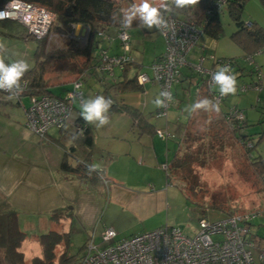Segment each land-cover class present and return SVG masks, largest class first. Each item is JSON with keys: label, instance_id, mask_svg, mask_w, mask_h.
Listing matches in <instances>:
<instances>
[{"label": "crops", "instance_id": "0c3cea01", "mask_svg": "<svg viewBox=\"0 0 264 264\" xmlns=\"http://www.w3.org/2000/svg\"><path fill=\"white\" fill-rule=\"evenodd\" d=\"M253 20L264 27V22H260L258 18ZM134 21L136 24H132L129 29L138 27L139 21ZM4 22L13 23L25 35V28L21 24L10 20L0 21V24ZM81 29H85L84 34L78 33L74 36H77L80 43L82 39L85 43L88 29L83 25ZM129 29L127 30L130 32ZM114 30L115 27H111L107 32L113 34L111 32ZM130 34L132 38V32ZM146 34H142L141 37ZM160 38L157 42L159 37H156L155 43L146 40L144 43L141 40L140 43L137 38L131 39L130 54L135 58V63L129 65L124 71L116 67L113 74H100L95 69L91 73L82 74L81 77L72 73H52L48 74L46 79L54 94L59 96H64L72 87V82L80 79L83 97L95 98L101 93L103 83L136 77L141 72L151 77L150 64L164 51L165 47L161 35ZM110 41L101 42L99 46L105 47L110 54L123 52L120 43L116 40ZM206 45L207 43H203L201 46L206 49ZM7 50L6 63L11 57L10 50ZM204 54L208 53L204 51ZM243 54L242 51L241 56ZM147 55L151 56L149 62L144 60ZM253 62L264 74V50L253 56ZM203 65L211 67L212 61L206 59ZM250 66L252 65H249L248 69L239 63L240 76L238 77H241L237 79L239 84L254 81L255 74L251 72ZM200 78V74L189 66L181 68V76L173 85L178 110L176 111L175 108L171 110L170 107L166 118L155 116L159 107L154 101L158 97L160 99L159 86L156 82L147 81L139 85L140 88L136 90L115 94L116 103L138 109L145 124L152 130L140 131L138 126L134 125L132 117L124 111L108 112L109 122L103 127L90 124L94 130L90 164L103 169L102 173L108 181L107 185L102 184L98 178L91 182H84L78 176L60 169L64 158L71 165L76 162V158L64 148L71 146L73 142L62 135L63 133L72 134L75 131L76 119L81 116L80 100L73 101L71 115L77 111L76 115L73 118L70 117L62 130L51 127L46 137L40 139L25 125L24 108L28 105L27 97L17 98L0 90V201H7L10 208L17 214L20 228L27 234L30 233L33 238H37V235L44 231L55 230V226H59L61 231L70 230L72 226H75L85 231L88 239L93 237L95 242H99V234L104 227L113 228L117 238L150 230L151 226L144 225H149V220L163 211L171 199H175L176 194L169 191L170 183L167 173L172 157L179 148L188 115L199 101L197 82ZM84 85L90 89V92H84ZM155 87L158 88V92L153 95L151 91ZM177 88L187 101V107H181L183 100L178 98ZM241 93L236 106L244 112L243 131L244 134H248L249 124L255 121L250 116V112L258 107L264 108V83L260 90L247 89ZM262 114L264 112H261L257 119ZM156 128L172 131L170 132L172 138L167 140L159 138L154 133ZM58 138L65 142L64 147L58 143ZM164 163L168 166L167 170L161 167ZM56 210L67 214L59 223L49 218L50 214ZM261 210L264 211V203L257 211ZM211 214L214 213L211 212ZM249 229L251 237L254 240H256L255 237L258 239L253 249L254 255L257 256L258 251L264 249V216L251 222ZM259 263L264 264V261Z\"/></svg>", "mask_w": 264, "mask_h": 264}, {"label": "built area", "instance_id": "2783aa9c", "mask_svg": "<svg viewBox=\"0 0 264 264\" xmlns=\"http://www.w3.org/2000/svg\"><path fill=\"white\" fill-rule=\"evenodd\" d=\"M54 18L55 15L51 11L24 0H8L0 8V21H15L24 26L27 35L37 39L48 35ZM165 19L168 21V27L158 30L163 37L165 47L162 54L150 64L152 76L149 77L142 72L136 75L139 85L153 81L158 84L159 93L163 91L170 93L169 96H160L163 105L155 113L156 117L164 118L169 108L177 104L172 87L178 82L184 65L199 74L206 75V84L213 86L212 74L217 68L231 67L234 63L232 59L215 57L212 54L200 55L197 64L188 63L186 55L197 44L201 35L200 28L189 19L172 16ZM97 34L106 41L111 40V36L104 29H100ZM116 36L123 52L109 54L106 49H100L97 70L101 73L111 74L114 68H122L126 63L135 62L130 54L131 37L127 29L117 27ZM201 50L205 51L204 46ZM259 52L261 51H257L256 54ZM206 59L212 61L211 67L203 65ZM245 61L248 65H252L255 79L250 83H242L238 86V91L260 90L264 83V74L250 57H246ZM21 83L24 89L26 81ZM81 87L82 82L77 79L72 82V87L62 98L47 94L30 96L29 103L24 108L26 127L40 139L45 137L51 127L57 129L64 127L69 120L73 101L80 100L79 96L83 95ZM19 93L10 94L18 97ZM222 98L219 91L212 94V100L216 104L221 103ZM226 117L233 119L231 128L244 129L245 115L242 110L230 106ZM154 133L163 140L172 138V134L164 128H156ZM242 143L246 149L251 147L249 141ZM161 167L165 170L168 168L166 163ZM102 171L100 167L97 169L101 180L105 178ZM103 182L105 185L108 183L107 179H103ZM258 215L260 213L257 210L216 219L202 215L198 218V229L192 236L184 234L179 228L164 225L128 237L117 238L113 228L104 227L99 242H95L93 237L87 240L77 264H259V261H264V249H260L257 256L254 255L256 241L251 237L249 229L253 218Z\"/></svg>", "mask_w": 264, "mask_h": 264}, {"label": "rangeland", "instance_id": "374dc122", "mask_svg": "<svg viewBox=\"0 0 264 264\" xmlns=\"http://www.w3.org/2000/svg\"><path fill=\"white\" fill-rule=\"evenodd\" d=\"M115 1L118 2L119 0ZM118 3L121 5L122 10H126L133 3H139V0H128ZM159 3L160 0H154L155 5ZM241 15L245 23L257 18L260 22H264V6L261 5L259 0H247ZM220 21L222 26L221 36L213 39L201 34L197 44L188 51L186 55L187 62L197 64L200 55L204 54V51L201 50V45L207 43L205 52L208 54H212L215 57L223 55L226 58L236 56L239 63L249 69L248 63L241 57L242 48L230 36L236 30V26L226 10L220 13ZM129 30L130 32L127 31L130 37L132 32L130 43L131 39L136 38L139 39L140 43L141 40L142 43L145 40L155 43L156 37H159L157 42L161 39V34L155 27L151 30L140 27ZM111 33L113 34H108L107 32L111 36L110 42L116 40L117 43H120L116 36V29ZM142 34H146L148 37L146 35L141 37ZM48 37H50L49 48H55L63 43V40L58 36H54L53 32ZM101 40L102 43L106 41L104 38ZM83 41L82 39L81 43H79L83 45ZM0 43L11 52L9 62L22 58L29 63L30 67L33 65L36 41L24 38L22 30L15 27L13 23L4 22L0 24ZM150 59L151 56L147 55L144 60L149 62ZM144 64L147 65L146 63ZM237 79H241V77H237ZM241 84L237 82L235 95L229 94L225 96L219 105L220 110L223 111L227 107L238 104V100L242 95L238 91V86ZM157 89L156 87L153 88L151 93L155 95L158 92ZM172 89L175 90V86ZM83 90L84 92H90L86 85L83 86ZM177 92L178 98L180 97L183 100L181 107H187V101L183 98L178 88ZM26 100L28 104L29 98L27 97ZM174 108L176 111L178 110L177 104L171 106L170 109ZM76 112L74 111L72 115L70 114L69 120L70 117L73 118L76 115ZM261 112H264V108L258 107L250 112V116L255 121L249 124L250 131L247 134L253 144L250 154L255 157V160L264 158V114L257 119ZM219 114L220 111H205L204 109L192 111L188 123L181 134L176 157L169 167L170 184L168 187H170L169 191L171 193L176 194L175 199H171L169 205L163 211L157 213L153 219L149 220V225H144L151 226L149 227L150 230L160 225H168L179 228L184 234L192 236L198 229V218L202 215L207 216L209 219H216L217 216L224 217L227 214H242L258 210L264 203V178L252 167L250 157H248L246 152L247 149L243 147L239 140L228 129L217 128L218 123L216 120ZM168 132L172 131L168 130ZM260 164H264V159H262ZM103 179L105 178H102V184H104ZM211 212L214 214H211ZM259 213L260 215L255 216L252 222L257 221L260 216H264V211L261 210ZM21 216L24 217V215ZM55 228L60 230L59 226H55ZM70 230V240L67 248V256L69 258L65 264H77L83 254L88 237L85 231L79 230L75 226H72ZM27 235L28 237L21 244V250L24 253L25 261L29 262L31 257L41 255L42 251L38 239L31 237L30 233ZM255 239L257 243L258 239L256 237ZM62 249L63 247H60L56 250L54 264H58L57 257ZM0 264H3L1 251Z\"/></svg>", "mask_w": 264, "mask_h": 264}, {"label": "trees", "instance_id": "16d2710c", "mask_svg": "<svg viewBox=\"0 0 264 264\" xmlns=\"http://www.w3.org/2000/svg\"><path fill=\"white\" fill-rule=\"evenodd\" d=\"M7 1L8 0H0V8ZM24 1L39 5L51 11L54 13L55 18L51 25L52 28L50 27L49 33L45 38L37 39L33 36L26 35V33L24 35L26 39L35 40L36 46L33 53L34 64L22 78V81H26V86L23 91L19 93L17 98L21 96L29 98L30 96H40L44 94L62 98L63 96L54 94L51 86L48 84L46 76L52 73H72L81 77L82 74L91 73L95 69L97 70L99 51L102 48L106 49L105 47L99 46L102 37H100L97 32L100 29L107 31L108 28L115 27L116 29L121 26L119 20L122 19V9L118 2L128 0H119L118 2L114 0ZM246 1L247 0H224L221 2V0H199L196 4L189 5L183 9H174V11L165 13L164 15L165 18L172 16L189 19L200 28L201 34L216 39L219 38L222 33L220 13L226 10L236 26V30L230 36L242 48L244 53L241 56L242 59L245 61L246 57H250L253 60V56L257 51L264 50V27L254 20L245 23L242 19L241 13ZM259 1L261 5L264 6V0ZM68 7L70 15L65 14ZM77 24H81L88 29L83 45L79 43L80 41L77 36H74L75 25ZM133 24H136L135 21H133ZM52 32L54 36H58L63 40V43L55 48H49L50 37L48 36ZM160 55L156 56L154 60ZM229 59L234 61L230 67V74L236 75V77L240 76L238 74L239 61L237 57H230ZM134 63L135 62L126 63L120 69L124 71L129 65ZM250 70L251 72L253 71L252 66ZM100 74L102 73L100 72ZM111 74H113V72ZM200 76L201 78L197 82L198 100L207 98L213 101L212 94L219 91L218 88H216L215 85L208 86L206 84V75L200 74ZM250 82L251 81H246L244 83ZM138 88H140V86L137 83L136 77L132 76L129 78H122L117 82L103 83L102 91L98 96L102 95L113 101L108 112L124 111L132 117L134 125L138 126L140 131H150L152 129L145 124L144 118L138 109H134L123 103L118 104L114 99L117 92L136 90ZM224 98L225 96L222 98L221 102ZM220 104L221 103H218V105ZM233 106L237 107L236 105ZM228 108L229 107L223 111L220 110V114L216 120L218 123L217 128L223 127L228 129L242 145L243 141H249L251 143V147L246 151L247 155L250 157L249 159L252 167L264 178V164H260L264 158L255 160V157H252L250 151L253 148V144L247 137V134H244V129L239 130V128L236 127L231 128L233 119L230 120L226 117ZM237 108L241 110L239 107ZM191 114L192 112L188 116L190 117ZM62 129L63 127L59 128V130ZM62 137L69 138L73 142L71 146L64 147L65 142H63L61 138H58L59 140L57 139L58 143L66 149V152H70L74 158H76V162L74 165H71L67 162V159L64 158L60 164V169L66 173L78 176L84 182H91L95 178H98L101 182L102 180L97 174L98 168L96 167L95 170H89V166H91V150L94 143V130L92 126L87 124L81 116H78L75 122V131L72 134L63 133ZM176 153L171 161H174ZM167 174L168 176L170 175L169 170ZM65 216H67V214L62 213L61 210H56L50 214L49 218L59 223ZM69 232V229L67 231L55 229L38 234L37 239L41 246L42 253L40 256H34L29 262H26L25 256L21 250V244L26 238L27 233L20 228L17 214L10 208L7 201H0V251L3 264H54L56 260V250L60 247H63V249L57 257V262L58 264H65L69 258V256H67V248L70 240Z\"/></svg>", "mask_w": 264, "mask_h": 264}, {"label": "clouds", "instance_id": "9594fccd", "mask_svg": "<svg viewBox=\"0 0 264 264\" xmlns=\"http://www.w3.org/2000/svg\"><path fill=\"white\" fill-rule=\"evenodd\" d=\"M198 2L199 0H160V3L155 5L154 0H139V3H133L128 9L122 10V19L119 20V23L122 28L129 29L132 27L133 21L138 20V27L142 29L151 30L154 27L157 30L166 29L168 21L165 19V13L172 12L174 9H183ZM7 51L5 46L0 43V90L19 93L23 91L22 78L30 70V65L22 58L6 63L5 54ZM230 73L231 68L229 66H220L212 74V81L218 87L221 97L229 94L235 95L237 92V77ZM73 95L75 96V94ZM169 95V92L160 93V96ZM79 99L80 115L87 124H95L96 127H103L108 124L107 113L113 104L110 98L100 95L86 99L81 94ZM154 103L157 107L163 105V101L159 97ZM196 109L219 112L220 106L205 98L197 102L191 110L195 111ZM96 167V165H91L89 170H95Z\"/></svg>", "mask_w": 264, "mask_h": 264}, {"label": "water", "instance_id": "95a60500", "mask_svg": "<svg viewBox=\"0 0 264 264\" xmlns=\"http://www.w3.org/2000/svg\"><path fill=\"white\" fill-rule=\"evenodd\" d=\"M65 14L70 15L69 7L66 9ZM84 32H85V29H81V24H77L74 30V34L75 35H78V33L84 34Z\"/></svg>", "mask_w": 264, "mask_h": 264}]
</instances>
